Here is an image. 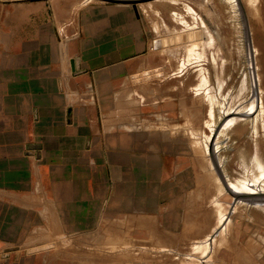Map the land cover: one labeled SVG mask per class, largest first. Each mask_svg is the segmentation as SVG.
I'll use <instances>...</instances> for the list:
<instances>
[{"label":"crops","instance_id":"obj_1","mask_svg":"<svg viewBox=\"0 0 264 264\" xmlns=\"http://www.w3.org/2000/svg\"><path fill=\"white\" fill-rule=\"evenodd\" d=\"M155 41L128 6L0 0V264L147 213L139 186L187 144L166 111L185 90L153 67Z\"/></svg>","mask_w":264,"mask_h":264},{"label":"rangeland","instance_id":"obj_2","mask_svg":"<svg viewBox=\"0 0 264 264\" xmlns=\"http://www.w3.org/2000/svg\"><path fill=\"white\" fill-rule=\"evenodd\" d=\"M68 1L128 6L155 30V42L162 46L150 47L157 54L153 67L179 72L172 82L181 84V96L185 90L186 102L166 111L171 121H185L187 144L180 164L166 158L170 165L156 174L154 187L139 186L145 194L139 208L147 213L117 214L120 221H108L105 236L62 238L54 250L26 259L37 264H264V0L254 10L247 0ZM232 183L238 196L227 189Z\"/></svg>","mask_w":264,"mask_h":264},{"label":"bare ground","instance_id":"obj_3","mask_svg":"<svg viewBox=\"0 0 264 264\" xmlns=\"http://www.w3.org/2000/svg\"><path fill=\"white\" fill-rule=\"evenodd\" d=\"M84 2H85V1H84ZM257 2H258V0H247V6L249 7V9L254 10V9H255V5H256ZM86 3H87V2H86ZM238 12L241 13V16H242L241 18H242V20H243L244 27H245V29H246V31H247V37H248V41H247V42L251 43V42H250V38H249V35H251V34H250V32H249V25H248L247 20H246V15H245V13L242 11V9H241L240 7H239V9H238ZM243 24H242V25H243ZM246 31H245V32H246ZM245 35H246V34H245ZM245 37H246V36H245ZM244 39H245V38H244ZM251 40H252V39H251ZM245 41H246V39H245ZM246 44H248V43H246ZM251 44H252V43H251ZM250 46H251V45H250ZM250 49H251V48H250ZM247 50H249V49H247ZM247 52H248V51H247ZM249 54H250V53H249ZM247 57H248V56H247ZM249 59H250V57H249ZM249 61H250V60H249ZM249 63H250V62H249ZM251 70H252V69H251ZM260 106H261V105H260ZM261 111H262V110H261ZM210 146H211V145H210ZM204 148H207V147H204ZM209 149H210V148H209ZM207 150H208V148H207ZM204 152H206V151H204ZM213 154H214V153H213ZM206 156H207V155H206ZM263 176H264V174H261V179H264ZM220 181H221V180H220ZM224 181H225V180H224ZM241 182H242V181H241ZM243 182H244V181H243ZM221 183H222V182H221ZM225 183H226V182H225ZM245 183H246V181H245ZM250 183H251V182H250ZM250 183H249V184H250ZM226 185H227V184H226ZM228 185H229V184H228ZM243 185H245V184H243ZM247 185H248V184H247ZM223 186H224V185H223ZM230 186H231V187H230ZM218 187H219V186H218ZM237 188L239 189V187H238L236 184H233V183H232V184H230V185L228 186L227 189L229 190V192L231 193V195L233 194V195L238 196V195L240 194V193H239L240 191H239ZM256 188H257V187H256ZM218 189H219V188H218ZM225 189H226V187H225ZM253 189H254V188H253ZM219 190H220V189H219ZM219 190H218V191H219ZM221 191L223 192V190H221ZM256 195H257V194H256ZM236 196H235V197H236ZM246 196H247V195H246ZM255 197H256V196H255ZM259 197H260V196H259ZM261 197H262V196H261ZM237 198H239V197H237ZM241 198H242V197H241ZM251 198H252V197H251ZM253 198H254V197H253ZM262 198H263V197H262ZM231 201H232V200H231ZM236 201H237V199H236ZM260 201H262V200H260ZM217 203H218V202H217ZM219 203H220V202H219ZM219 203H218V204H219ZM228 203H229V202H228ZM218 204H216V205H218ZM229 204H230V203H229ZM219 207H220V206H219ZM229 207H230V206H229ZM217 208H218V207H217ZM234 209H235V208H234ZM220 211H221V210H219V212H220ZM234 211H235V210H234ZM221 212H222V211H221ZM220 214H221V213H220ZM228 215H229V214H228ZM223 216H224L223 214H222V216L220 215V217H223ZM223 218H224V217H223ZM226 218H228V217H226ZM220 219H221V218H220ZM224 219H225V218H224ZM224 219H223V220H224ZM220 221H221V220H220ZM220 221H219V222H220ZM223 224H225V223H223ZM223 226H224V225H223ZM221 228H222V227H221ZM225 229H227V228L225 227ZM207 241H208V240H207ZM207 241H205V242H207ZM210 241H211V240H210ZM203 243H204V242H203ZM246 244H247V243H246ZM246 244H245V245H246ZM249 244H250V243H249ZM201 246H202V245H201ZM232 246H234V245H232ZM247 246H248V245H247ZM250 246L253 247L254 245H253V246L250 245ZM233 248H234V247H233ZM236 249H237V248H236ZM252 249H253V248H252ZM255 249H256V248H255ZM233 250H234V249H233ZM231 251H232V250H231ZM245 251H246V253H247V250H245ZM255 251H256V250H255ZM236 252H237V251H236ZM242 252H243V251H242ZM237 254H238L237 256L239 257V254H240V253H237ZM251 254H253V253L251 252ZM234 255H235V254H234ZM232 257H233V256H232ZM234 257H235V256H234ZM234 257H233V258H234ZM238 257H237V259H236L237 261H238V259H239ZM240 257H241V256H240ZM251 257H252V256H251ZM233 258H232V259H233ZM242 259H243V258H242ZM245 259H246V258H245ZM249 259H250V258H249ZM251 259H252V258H251ZM236 260H235V261H236ZM253 260H254V259H252V262H253ZM241 261H242V260H240V262H241ZM248 261H249V260H248ZM248 261H247V262H248ZM232 262L234 263L233 260H232ZM242 262H244L245 264H247L245 261H242ZM242 262H241V264H243ZM252 262H250V263H252ZM234 264H235V263H234ZM238 264H239V263H238Z\"/></svg>","mask_w":264,"mask_h":264},{"label":"water","instance_id":"obj_4","mask_svg":"<svg viewBox=\"0 0 264 264\" xmlns=\"http://www.w3.org/2000/svg\"><path fill=\"white\" fill-rule=\"evenodd\" d=\"M100 1H105L109 3H114V4H123V3H141V2H148L151 0H100ZM160 46H162V42H154L153 47L154 49H158Z\"/></svg>","mask_w":264,"mask_h":264}]
</instances>
